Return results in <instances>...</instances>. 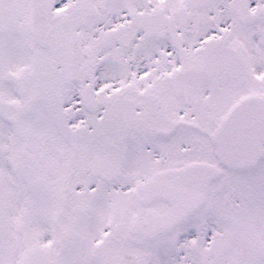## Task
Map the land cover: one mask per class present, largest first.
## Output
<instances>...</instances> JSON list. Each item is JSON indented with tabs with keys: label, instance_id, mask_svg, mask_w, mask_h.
<instances>
[{
	"label": "snow or ice",
	"instance_id": "snow-or-ice-1",
	"mask_svg": "<svg viewBox=\"0 0 264 264\" xmlns=\"http://www.w3.org/2000/svg\"><path fill=\"white\" fill-rule=\"evenodd\" d=\"M0 264H264V0H0Z\"/></svg>",
	"mask_w": 264,
	"mask_h": 264
}]
</instances>
